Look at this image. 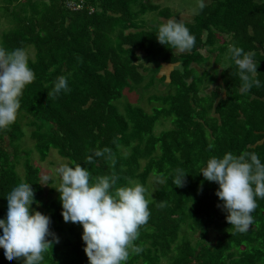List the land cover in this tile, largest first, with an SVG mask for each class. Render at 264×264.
Wrapping results in <instances>:
<instances>
[{"label":"trees","instance_id":"1","mask_svg":"<svg viewBox=\"0 0 264 264\" xmlns=\"http://www.w3.org/2000/svg\"><path fill=\"white\" fill-rule=\"evenodd\" d=\"M0 12L9 23L0 30V46L36 52L29 58L35 80L19 98L16 121L0 131V218L10 190L20 181L32 184L39 202L32 208L51 218L50 230L59 237L42 264H88V259L82 226L64 222L59 194L49 197L41 169L32 164L33 152L22 148L25 127L42 161L55 150L69 166L87 168L90 182L107 176L119 188L129 181L146 185L150 177L163 181L148 201L149 220L134 241L142 252L130 254L126 264L164 259L169 264H264V199L257 198L249 230L238 233L217 207L218 185L200 174L209 158L229 151H254L264 162V0H207L194 21L185 23L195 46L180 57L158 43V28L149 29L144 19L149 13L170 19L172 10L147 0H86L79 12L69 11L63 0H3ZM233 44L253 53L258 66L253 78L261 86L247 94L240 92L237 66L228 53ZM207 51L216 56V66L226 56L228 67L198 73L193 65H205ZM178 64L183 69L174 70L169 83L174 94L148 98L151 112L129 103L119 111L115 103L146 81L144 73L149 81L138 89L146 91L166 81L157 79L165 65ZM62 75L70 91L54 99L48 93ZM211 86L215 90L206 93ZM161 120L171 121L172 129L157 136ZM105 148L110 153L87 162L94 150ZM177 168L187 175L183 187L173 183ZM213 229L214 244L209 242ZM0 264H23V258L8 261L0 249Z\"/></svg>","mask_w":264,"mask_h":264},{"label":"clouds","instance_id":"2","mask_svg":"<svg viewBox=\"0 0 264 264\" xmlns=\"http://www.w3.org/2000/svg\"><path fill=\"white\" fill-rule=\"evenodd\" d=\"M205 0H198V9L203 11ZM159 44L179 53L191 51L195 36L182 20L171 18L162 22L155 36ZM228 53L237 66L241 81L240 92L247 94L261 86L254 79L257 64L253 53L230 45ZM35 80V73L29 66V55L24 48L11 51L0 46V131L7 129L17 119L20 97L23 90ZM70 91L68 79L58 76L48 95L57 98ZM110 150H94L87 157L91 164L96 157H102ZM59 201L64 222L82 226L81 239L88 264H126L130 254H139L142 248L135 245L139 228L146 225L150 211L148 190L140 183L129 181L125 187L115 188V178L98 177L90 182V172L80 164H61L57 169ZM204 180L215 182V195L220 203L217 207L226 214V221L238 233H246L254 223L253 212L258 207L257 198L264 199V162L254 151L232 152L222 157L212 156L201 168ZM186 174L182 168L175 170L173 183L183 187ZM52 179L45 175L43 180ZM32 184L20 181L7 194L6 212L0 218V249L6 260H20L23 264H42L44 253L59 237L50 230L51 218L32 208L39 206L35 200ZM51 237V239H48Z\"/></svg>","mask_w":264,"mask_h":264},{"label":"rangeland","instance_id":"3","mask_svg":"<svg viewBox=\"0 0 264 264\" xmlns=\"http://www.w3.org/2000/svg\"><path fill=\"white\" fill-rule=\"evenodd\" d=\"M207 0H205L206 3ZM3 0H0V5H2ZM161 8H171L173 12V17L177 18L178 20H182L183 22H190L188 18H195L197 15V10H198V0H169L165 1L164 4L161 6ZM3 14L0 12V30L3 31L7 28H9V23L5 16H2ZM158 16L155 13H149L145 16V19L153 18L156 19ZM194 20V19H193ZM192 20V21H193ZM191 21V22H192ZM158 28V25L153 21V23L147 24V27L149 29H153L151 27ZM27 53L29 55V58H34L35 57V50L34 48L30 47L27 49ZM208 55V54H207ZM211 61V60H210ZM213 60L207 64L204 65L201 70L205 69V71H209L210 73L213 72ZM229 64L226 62V58L224 62L221 64V66L227 67ZM217 69H220V67H216ZM144 73V72H143ZM164 72H161L160 75L157 76V79L163 75ZM144 75L147 76L146 81L142 85L147 84L149 81V73H144ZM142 85L135 88L134 91H126L119 101L115 103V105L118 107L119 111L124 112L126 106L129 104H133L135 106H140L141 108L145 109L147 112H151V105L148 104V98L154 95L158 96H165V95H171L175 93V89H173L171 86H167L166 84H159L156 83L153 87H151L149 90L143 91L138 88H142ZM144 87V86H143ZM215 90V86H211L206 90V93H211L212 91ZM26 123V121H25ZM172 129V123L171 121H165L161 120L158 122V124L155 127V134L158 136L161 133L168 131ZM25 130L28 134V137L25 139L23 142V149H29L32 151L31 155V161L32 164L35 167H39L41 169V177H42V183H45L43 180V177L45 175L52 177L49 181H47V185H44L45 188L47 189V193L50 198H55L59 193L56 191V188L58 187V176L56 173V169L61 165V164H69V161L65 158H62L59 153L55 150H51L48 158L45 161L41 160L40 155L37 153L34 147V142L30 138V129L25 127ZM126 156L130 154L129 150H125L123 152ZM19 172L23 176L24 175V167H23V162L19 166ZM51 182L52 184H49ZM142 184L140 181H133ZM143 185V184H142ZM163 185L162 180H157L155 177H150L147 184L144 185L146 189L148 190L146 198L148 201H152L155 199L156 192L159 188H161ZM51 189H54L53 192H50ZM40 207L35 208V210L39 209ZM216 240V232L213 229L210 232L209 235V242L214 244ZM162 264H169L168 260H163Z\"/></svg>","mask_w":264,"mask_h":264},{"label":"crops","instance_id":"4","mask_svg":"<svg viewBox=\"0 0 264 264\" xmlns=\"http://www.w3.org/2000/svg\"><path fill=\"white\" fill-rule=\"evenodd\" d=\"M148 1V3L149 4H152V5H156V6H162L163 4H164V0H147ZM165 1H169V0H165ZM171 9V8H170ZM172 10V9H171ZM171 18H174L173 17V12H172V17ZM170 18V19H171ZM145 19V18H144ZM193 19H195V18H188V20H190V22H188V23H191V21L193 20ZM166 20H168V19H159L158 17L156 18V19H153V18H149V19H145V22L147 23V24H149V23H153V21L154 22H156V24L157 23H162V22H164V21H166ZM194 21V20H193ZM192 21V22H193ZM184 23H187V22H184ZM151 27V26H150ZM151 28H153V27H151ZM175 53H176V55L178 56V57H180V56H182V55H185V54H187L188 52H185V53H179V52H177V51H175ZM208 54V55H207ZM145 54H143V53H141V56H144ZM204 55H205V57H207V59H208V62L205 64V65H207V64H209L212 60H213V62H212V64H213V68H214V70H216L217 68L216 67H220V68H222V69H225V68H227V67H224V66H221V65H217L216 66V60H217V58H216V56L215 55H211L208 51L207 52H204ZM225 58H226V56H225ZM211 60V61H210ZM224 62V61H223ZM226 62H227V60H226ZM228 63V62H227ZM204 65H202V66H200V65H196V64H194L193 65V68L198 72V73H200V74H202V73H204L205 72V69L203 70H201V68L203 67ZM146 67H152V66H150V65H146ZM178 70V69H183V67H182V65L181 64H178V65H173V66H170V65H165L164 67H163V69H162V71L161 72H164L163 73V75L161 76V77H159V79H161V78H163V77H165L166 78V81L164 82V83H159V84H166L167 86H169V83H170V76H171V73L174 71V70ZM214 70H213V72H214ZM142 73H143V71H142ZM161 74V73H160ZM159 74V75H160Z\"/></svg>","mask_w":264,"mask_h":264},{"label":"built area","instance_id":"5","mask_svg":"<svg viewBox=\"0 0 264 264\" xmlns=\"http://www.w3.org/2000/svg\"><path fill=\"white\" fill-rule=\"evenodd\" d=\"M65 7L71 12H79L86 8V0H63ZM95 9H91L93 13Z\"/></svg>","mask_w":264,"mask_h":264}]
</instances>
